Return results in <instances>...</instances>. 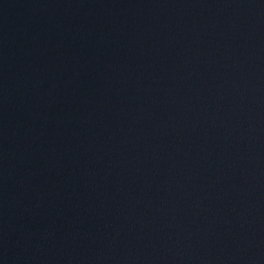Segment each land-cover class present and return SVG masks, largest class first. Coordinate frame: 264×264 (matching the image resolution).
Masks as SVG:
<instances>
[{"label":"water","instance_id":"water-1","mask_svg":"<svg viewBox=\"0 0 264 264\" xmlns=\"http://www.w3.org/2000/svg\"><path fill=\"white\" fill-rule=\"evenodd\" d=\"M0 264H264V0H0Z\"/></svg>","mask_w":264,"mask_h":264}]
</instances>
